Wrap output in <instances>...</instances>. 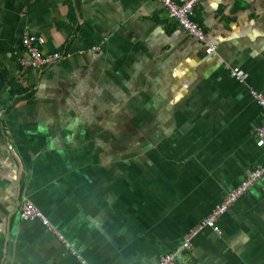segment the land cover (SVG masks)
<instances>
[{
    "label": "crops",
    "instance_id": "obj_1",
    "mask_svg": "<svg viewBox=\"0 0 264 264\" xmlns=\"http://www.w3.org/2000/svg\"><path fill=\"white\" fill-rule=\"evenodd\" d=\"M193 19L211 55L154 0H0V264H157L264 167V0ZM25 33L64 58L22 71ZM218 227L178 264H264V177Z\"/></svg>",
    "mask_w": 264,
    "mask_h": 264
},
{
    "label": "built area",
    "instance_id": "obj_2",
    "mask_svg": "<svg viewBox=\"0 0 264 264\" xmlns=\"http://www.w3.org/2000/svg\"><path fill=\"white\" fill-rule=\"evenodd\" d=\"M160 3L166 11L168 17L172 19L183 31L188 33L194 39L199 41L206 54L211 55L214 53L215 48L206 43V34L203 29L193 19L194 10L204 3L205 0H185L183 3L178 4L172 0H154ZM47 42L43 37L36 35H29L25 33L22 36L21 45L23 54L18 59V66L22 71H35L40 74L43 70L48 69L61 61L65 53L54 52L42 54L40 49ZM97 51L98 48H92ZM232 76L242 81V78L237 72H232ZM253 98L257 101L258 105L264 112V96L260 94H252ZM257 145L264 146V118L261 127L256 131ZM264 177V167H259L249 173L240 183L236 185L230 192H228L221 201L215 205L210 214L194 226L183 238L181 244L172 252L160 258L157 264H178L184 260L187 253L192 250V243L195 237L204 231L210 229L216 234H220L218 227V220L224 215L228 209L242 196H244L249 189L255 186ZM17 215L20 220L32 221L40 220L45 226H49L47 220L42 216L40 211L29 201L23 200L18 204ZM65 245L68 247L67 243ZM70 252L80 260L81 264H88L85 260L81 259L77 251L70 249Z\"/></svg>",
    "mask_w": 264,
    "mask_h": 264
},
{
    "label": "trees",
    "instance_id": "obj_3",
    "mask_svg": "<svg viewBox=\"0 0 264 264\" xmlns=\"http://www.w3.org/2000/svg\"><path fill=\"white\" fill-rule=\"evenodd\" d=\"M26 93V90L24 89H17V90H12L11 92V96H15V95H22V94H25Z\"/></svg>",
    "mask_w": 264,
    "mask_h": 264
},
{
    "label": "bare ground",
    "instance_id": "obj_4",
    "mask_svg": "<svg viewBox=\"0 0 264 264\" xmlns=\"http://www.w3.org/2000/svg\"><path fill=\"white\" fill-rule=\"evenodd\" d=\"M206 38H207V37H206ZM42 52H43V51H42ZM53 53H54V52H53ZM51 68H52V67H51ZM47 70H48V69H47ZM242 83H243V82H242ZM25 200H26V199H25ZM22 201H23V200H22ZM27 201H28V200H27ZM196 237H197V236H196ZM196 237H195V238H196ZM192 246H193V243H192Z\"/></svg>",
    "mask_w": 264,
    "mask_h": 264
}]
</instances>
